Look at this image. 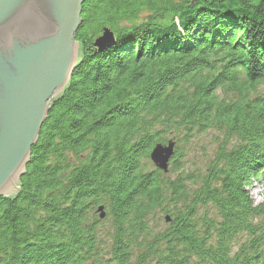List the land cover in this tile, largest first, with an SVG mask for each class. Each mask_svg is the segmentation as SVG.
Segmentation results:
<instances>
[{"label": "trees", "instance_id": "1", "mask_svg": "<svg viewBox=\"0 0 264 264\" xmlns=\"http://www.w3.org/2000/svg\"><path fill=\"white\" fill-rule=\"evenodd\" d=\"M81 17L80 62L0 197V264H264V0H86ZM209 130L213 157L171 177Z\"/></svg>", "mask_w": 264, "mask_h": 264}, {"label": "water", "instance_id": "2", "mask_svg": "<svg viewBox=\"0 0 264 264\" xmlns=\"http://www.w3.org/2000/svg\"><path fill=\"white\" fill-rule=\"evenodd\" d=\"M85 1L0 0V197L20 191L42 125L80 62L76 32ZM115 42L105 28L94 45L103 50ZM175 150L173 139L157 143L150 159L168 172ZM98 212L105 217L102 205Z\"/></svg>", "mask_w": 264, "mask_h": 264}, {"label": "rangeland", "instance_id": "3", "mask_svg": "<svg viewBox=\"0 0 264 264\" xmlns=\"http://www.w3.org/2000/svg\"><path fill=\"white\" fill-rule=\"evenodd\" d=\"M259 89L264 90V85L259 86ZM167 139L177 140L175 136L172 135H168ZM220 140L221 136L216 130H209L204 133H196L193 139L188 143L182 142L181 145L184 153L182 157V167L177 172H170L171 177H174L175 174L183 169L185 170V168L192 170H195V168L201 169L213 157ZM249 191L256 203L263 200L264 189L261 183L254 182L249 188ZM159 226L164 227V221Z\"/></svg>", "mask_w": 264, "mask_h": 264}]
</instances>
